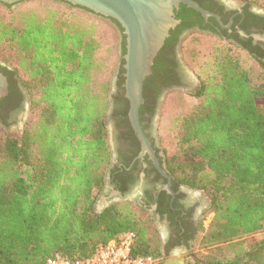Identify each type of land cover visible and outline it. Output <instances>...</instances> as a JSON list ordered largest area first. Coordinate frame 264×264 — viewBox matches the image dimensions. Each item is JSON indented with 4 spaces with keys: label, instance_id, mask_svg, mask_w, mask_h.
<instances>
[{
    "label": "trees",
    "instance_id": "1",
    "mask_svg": "<svg viewBox=\"0 0 264 264\" xmlns=\"http://www.w3.org/2000/svg\"><path fill=\"white\" fill-rule=\"evenodd\" d=\"M53 1L0 3V72L8 80L0 100V264H44L56 254L87 259L126 232L135 235L133 255L163 264L169 254L142 206L95 208L112 161L105 114L116 52L101 19L122 29L112 19ZM257 2L264 8V0ZM228 44L241 54L214 60L212 49L196 71L198 86L188 93L201 101L174 120L176 146L162 161L174 190L203 191L206 213L213 214L188 238L191 243L201 232L207 251L191 253L185 264H264V237L245 240L264 232V49L249 41ZM250 60L260 70L257 85ZM113 98L124 102L126 116L127 99L120 93ZM21 99L29 115L16 138L3 126Z\"/></svg>",
    "mask_w": 264,
    "mask_h": 264
},
{
    "label": "flooded vegetation",
    "instance_id": "2",
    "mask_svg": "<svg viewBox=\"0 0 264 264\" xmlns=\"http://www.w3.org/2000/svg\"><path fill=\"white\" fill-rule=\"evenodd\" d=\"M191 1L208 15L204 16L183 3H179L173 9L172 18L176 24L169 29L162 46L153 57L150 74L143 82L144 86L146 79L149 80L139 109V123L155 152L158 167L164 173H166L164 165L153 139L158 102L173 91L190 93L195 90L193 80L180 59L179 52L184 38L190 33H198L227 43L249 41L252 45L264 49V10L253 7L250 2ZM114 27L119 32L118 69H123L125 73L126 36L122 28L120 31L115 25ZM122 36L125 40L123 55ZM121 60L124 61L123 64ZM124 73L120 74L123 79ZM121 87L124 89V82ZM118 93L126 99L125 89L124 93L120 92L117 82L116 91L110 101L114 147L111 152V166L101 196L105 197L108 205L114 202H128L142 206L155 220L164 247L163 252H167L170 256L175 251H186L190 245L188 238L192 234V228L198 223L203 210H198L199 203L190 198L184 187L174 190L170 176L166 173L170 178L168 180L160 174L148 154L139 157L141 144L131 127L128 112L124 116V102L122 100L115 102L113 98ZM24 111L25 99H21L17 101L16 108L12 111L10 121L19 122ZM126 119L129 127L125 122Z\"/></svg>",
    "mask_w": 264,
    "mask_h": 264
},
{
    "label": "rangeland",
    "instance_id": "3",
    "mask_svg": "<svg viewBox=\"0 0 264 264\" xmlns=\"http://www.w3.org/2000/svg\"><path fill=\"white\" fill-rule=\"evenodd\" d=\"M227 1L231 3L250 2L253 5V7L264 10V8H262L259 5L257 0H227ZM39 2H43V3L48 2L49 4L56 3L53 0H42V1L30 0V2L23 3L22 6L36 7L38 4H41ZM0 9H4V8L1 6ZM101 20L105 23L108 29L111 30L112 42L116 50L114 54L113 69L109 83L110 84L109 93H108L109 105L107 107L105 114V121L108 130V145L110 151L112 152L114 147V141H113L114 125L111 119L110 101L112 95L116 91L117 82H118L117 75H118V67H119V49H118L119 33L117 29H115L112 23L104 19ZM212 49H217L213 51L214 60H218L223 54H232V55L241 54V50L232 44H228L214 37H210V36L208 37L207 35H202L198 33H190L184 38L181 44L180 52H179L180 59L183 66H185V68L189 72L193 80V83L195 85V89L196 86H198L196 71L202 67L201 64L203 62L210 59V56H212ZM0 64L4 65L3 61L0 60ZM248 68H250L251 83L254 85L259 84L260 70H258L257 65L252 60H250L248 63ZM200 101L201 99H194L191 96H189L188 93L181 90L170 92L159 100L156 111L153 139H154L156 151L162 161L165 151L171 152L176 146L175 132L172 129V124L174 120L177 119L178 117L184 116L187 112H189V110L193 105H195ZM28 115H29V107L27 100H25V111L23 115L20 117V121L17 123H13L12 121H9V124L7 126H3L4 130L10 136L18 138L21 135L24 122L28 118ZM185 192L190 196L191 199L199 203L198 210H203L202 212L203 214L200 215L198 221H200L201 219L203 226L206 227L213 216L212 213H206L209 207V199L207 195L203 191L189 190L187 188H185ZM102 193L98 196V199L96 201V205H95L96 211H101L106 205H108V201L105 199V197L101 196ZM262 237H264V232H258L245 237V240L253 241L260 239ZM200 239H201V232H197L195 238L191 241L190 246L186 251L172 252L171 255L168 257V259L175 256H184L185 263L186 261L191 263L192 258L189 256L191 253L193 255H201L207 251L200 244Z\"/></svg>",
    "mask_w": 264,
    "mask_h": 264
},
{
    "label": "water",
    "instance_id": "4",
    "mask_svg": "<svg viewBox=\"0 0 264 264\" xmlns=\"http://www.w3.org/2000/svg\"><path fill=\"white\" fill-rule=\"evenodd\" d=\"M21 1L23 0H0V3L9 5ZM57 1L86 9L105 19H112L123 29L126 36L124 89L129 104L128 119L141 144L139 157L148 154L159 173L170 180L169 176L159 169L155 152L139 123L138 114L143 103V82L146 76L150 74L153 57L162 46L169 29L176 24L172 18L173 9L179 3H183L204 16H207L208 13L191 0ZM7 86V79L0 72V99L6 96ZM163 264H185V258L184 256L171 257Z\"/></svg>",
    "mask_w": 264,
    "mask_h": 264
},
{
    "label": "built area",
    "instance_id": "5",
    "mask_svg": "<svg viewBox=\"0 0 264 264\" xmlns=\"http://www.w3.org/2000/svg\"><path fill=\"white\" fill-rule=\"evenodd\" d=\"M135 241L133 232H126L116 239L100 245L93 256L87 259L69 260L60 254L48 258L44 264H157L151 256H135L132 249Z\"/></svg>",
    "mask_w": 264,
    "mask_h": 264
}]
</instances>
